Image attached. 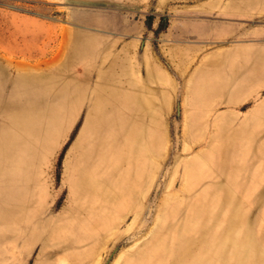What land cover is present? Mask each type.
Returning a JSON list of instances; mask_svg holds the SVG:
<instances>
[{
  "label": "rangeland",
  "instance_id": "rangeland-1",
  "mask_svg": "<svg viewBox=\"0 0 264 264\" xmlns=\"http://www.w3.org/2000/svg\"><path fill=\"white\" fill-rule=\"evenodd\" d=\"M112 97L148 135L90 213L75 166ZM156 256L264 264V0H0V264Z\"/></svg>",
  "mask_w": 264,
  "mask_h": 264
},
{
  "label": "crops",
  "instance_id": "crops-1",
  "mask_svg": "<svg viewBox=\"0 0 264 264\" xmlns=\"http://www.w3.org/2000/svg\"><path fill=\"white\" fill-rule=\"evenodd\" d=\"M188 32L190 36L199 39L222 34L218 29L209 30L202 22L191 24ZM105 103H111L112 109H107ZM129 103L127 100L117 101L113 97L101 101L89 118L90 130L76 161L75 178L80 192L89 196V204L101 211L108 210L107 199L113 188L125 190L133 181L134 170L138 173L141 167L139 152L147 138L149 127L143 126L139 118L133 127L126 126L132 113ZM146 108L144 103L142 107L134 108L133 114H139L143 118L147 114ZM102 155L107 156V161L100 159ZM153 260L156 264H161L162 257L156 256Z\"/></svg>",
  "mask_w": 264,
  "mask_h": 264
},
{
  "label": "bare ground",
  "instance_id": "bare-ground-1",
  "mask_svg": "<svg viewBox=\"0 0 264 264\" xmlns=\"http://www.w3.org/2000/svg\"><path fill=\"white\" fill-rule=\"evenodd\" d=\"M105 155H106V154H105ZM105 155H102V156H101L100 159H101L102 161H107L108 158H107V156H105ZM75 169H76V167H75ZM76 182H77V180H76ZM76 185H77V187L79 188L78 182H77ZM79 192H80V189H79ZM80 193H81V192H80ZM81 194H82V193H81ZM85 197H87V198L89 199V196H85ZM92 201H93V200H92ZM84 208L86 209L87 212H90V213L96 210V208L93 207L92 204H88V205L84 206Z\"/></svg>",
  "mask_w": 264,
  "mask_h": 264
}]
</instances>
